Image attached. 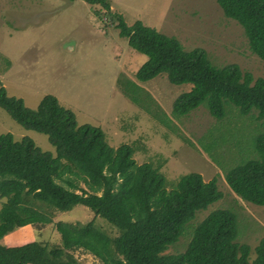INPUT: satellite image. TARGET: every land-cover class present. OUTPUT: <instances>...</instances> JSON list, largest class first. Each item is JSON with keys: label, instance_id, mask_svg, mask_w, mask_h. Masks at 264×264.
<instances>
[{"label": "trees", "instance_id": "obj_1", "mask_svg": "<svg viewBox=\"0 0 264 264\" xmlns=\"http://www.w3.org/2000/svg\"><path fill=\"white\" fill-rule=\"evenodd\" d=\"M84 1L103 9L119 36L146 57L135 81L127 78L118 85L131 103H139L138 83L166 75L171 85L191 87L173 103L175 118L205 108L222 120L225 105L232 104L242 115L256 111L257 120L264 122V79H254L235 64L217 67L203 49L185 50L176 38L139 20L127 26L107 0ZM215 1L227 19L242 27L249 50L264 62V0ZM0 108L24 129L45 135L56 153L43 152L30 138L15 141L11 134L0 135V240L17 228L50 225L55 212L76 206L88 208L118 232L111 237L94 221L56 222L59 245H0V264H80L73 256L78 250L102 264H264V239L253 258L249 246L235 242L232 212L212 211L191 226L198 212L222 199L215 178L205 182L200 174L188 173L169 187L159 168L136 163L131 145L111 147L100 127L79 125L74 112L52 95L32 110L1 87ZM255 148L259 156L229 170L225 181L244 202L264 207V135ZM188 230L185 251L164 254Z\"/></svg>", "mask_w": 264, "mask_h": 264}, {"label": "rangeland", "instance_id": "obj_2", "mask_svg": "<svg viewBox=\"0 0 264 264\" xmlns=\"http://www.w3.org/2000/svg\"><path fill=\"white\" fill-rule=\"evenodd\" d=\"M107 2L127 26L139 20L176 38L185 50L203 49L217 67L235 64L254 79H264V62L251 53L242 27L224 16L215 0ZM114 26L103 9L84 0H0V88L32 110L44 96L56 97L74 112L79 125L100 127L111 147L131 145L136 163L159 168L169 187L188 173L200 174L205 182L215 178L222 199L198 212L190 224L197 225L215 210L232 212L237 219L235 242L249 246L253 258L255 247L264 239V207L236 196L225 174L259 156L255 146L264 135V122L257 120L256 111L242 115L232 104L225 105L222 120L212 118L205 108L175 118L173 103L191 87L171 85L166 75L138 83L139 103H131L118 85L127 78L135 81L134 74L146 57L132 50ZM2 134H11L15 141L30 138L43 152L56 156L45 135L24 129L0 108ZM52 221L47 226L14 229L0 245L32 241L59 245L54 224L60 221H94L111 237L118 234L84 206L55 212ZM188 241L189 230L164 254L184 252ZM73 256L80 264H102L81 250Z\"/></svg>", "mask_w": 264, "mask_h": 264}]
</instances>
